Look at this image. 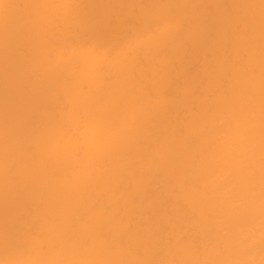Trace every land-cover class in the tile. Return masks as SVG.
<instances>
[{
  "label": "bare ground",
  "instance_id": "1",
  "mask_svg": "<svg viewBox=\"0 0 264 264\" xmlns=\"http://www.w3.org/2000/svg\"><path fill=\"white\" fill-rule=\"evenodd\" d=\"M0 264H264V0H0Z\"/></svg>",
  "mask_w": 264,
  "mask_h": 264
}]
</instances>
